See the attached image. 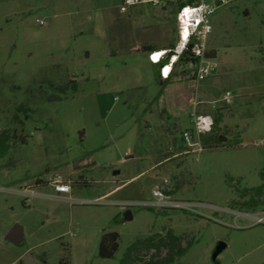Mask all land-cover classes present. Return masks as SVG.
<instances>
[{
    "label": "rangeland",
    "instance_id": "374dc122",
    "mask_svg": "<svg viewBox=\"0 0 264 264\" xmlns=\"http://www.w3.org/2000/svg\"><path fill=\"white\" fill-rule=\"evenodd\" d=\"M120 5L0 0V264H119L133 242L168 231L190 244L175 264H264V225L242 216L264 211V0L213 15L216 72L196 84L180 64L161 96L146 56L173 39L176 7ZM194 114L215 121L205 149L173 157ZM58 176L73 201L53 197ZM165 179L192 211L139 204ZM23 186L38 195L18 194ZM15 225L21 245L5 239ZM107 232L120 236L112 259L99 257ZM166 253L140 249L128 264Z\"/></svg>",
    "mask_w": 264,
    "mask_h": 264
},
{
    "label": "built area",
    "instance_id": "2783aa9c",
    "mask_svg": "<svg viewBox=\"0 0 264 264\" xmlns=\"http://www.w3.org/2000/svg\"><path fill=\"white\" fill-rule=\"evenodd\" d=\"M236 0H121L120 12L126 13L131 8L138 6H153L164 7L172 5L176 7V27L178 31V42L174 48L165 51L152 52L149 55L151 62L161 65V78L168 79L172 75L173 65L177 63L179 56L186 50H190L192 58L195 60L193 64V71L190 79L196 84H200L204 80L212 76L217 70L216 62L208 56L209 40L213 32V25L211 18L221 8L231 5ZM41 26H45L46 22L38 20ZM160 53L158 58L155 55ZM171 55L169 56V54ZM170 65L168 71H165ZM230 94L227 93L226 100L230 101ZM214 118L209 114H194L192 117L193 129L186 130L182 134L185 142L183 153L187 154L190 149L192 151H203L205 149L203 138L209 134L214 127ZM258 145L264 147V140ZM49 186L54 190V198L73 201L71 197L72 184L70 181L64 180L61 176L56 179L49 180ZM168 181L165 179L160 186H156L152 190L153 199L139 203L142 206L155 208L159 210L177 209L192 211V204L174 200L171 197V190L167 187ZM17 193L33 198L38 195L35 190L27 186H23L17 190ZM137 205L136 203L122 204L121 207L125 209L127 206ZM244 218L249 220L252 225H264V211L255 213H244Z\"/></svg>",
    "mask_w": 264,
    "mask_h": 264
},
{
    "label": "trees",
    "instance_id": "16d2710c",
    "mask_svg": "<svg viewBox=\"0 0 264 264\" xmlns=\"http://www.w3.org/2000/svg\"><path fill=\"white\" fill-rule=\"evenodd\" d=\"M190 49V48H189ZM186 50L181 56H179L176 66L180 64L189 65L193 68V64L195 60L192 58L190 50ZM171 53L169 54V56ZM167 59H165L161 65L165 64ZM158 78V76H156ZM169 82L167 83H160L162 88L164 89ZM61 91L65 90V87L59 88ZM163 90L160 92L162 95ZM159 96L157 99H159ZM0 139L6 140V136L0 135ZM261 187L257 188V191H261ZM256 203V202H254ZM119 240L120 236L116 232H107L104 233L101 237L100 245H99V257L102 259H112L115 257L118 249H119ZM190 244L187 246H183L181 238L172 231H168L165 236L161 235H152L145 239H138L133 242L127 252L125 253L122 260L119 264H128L137 254L140 249H156L157 252L161 253L162 250L165 248L167 253L164 258L150 262L149 264H175L179 259H181L188 251Z\"/></svg>",
    "mask_w": 264,
    "mask_h": 264
},
{
    "label": "crops",
    "instance_id": "0c3cea01",
    "mask_svg": "<svg viewBox=\"0 0 264 264\" xmlns=\"http://www.w3.org/2000/svg\"><path fill=\"white\" fill-rule=\"evenodd\" d=\"M64 1H67V0H64ZM121 1V0H120ZM51 4H53V1H50L49 3H45V5H42V8L44 7H47V6H50ZM127 13V12H126ZM175 21L173 22V34H174V36H173V39L171 40V42L169 43V45L166 47V46H162V45H153L152 47H150V50H151V52L149 53V55L152 53V52H159V51H165V50H170V49H172V48H174L175 47V45L177 44V42H178V39H179V36H178V31H177V27H176V13H175ZM47 26H48V23H47ZM210 40H211V38H210ZM210 40H209V48H210ZM134 49H135V51H139L140 50V47L139 46H136V47H134ZM146 59H147V62L151 65V67L153 68V70H154V72H155V76H158V81H159V83H167V82H169V84H174V83H172V82H175V81H172L171 79L172 78H179L178 76H179V72L177 71V66H176V64H174L173 65V70H172V75L170 76V78H168V79H162L161 78V67H162V65H159V64H156V63H153V62H151L150 61V59H149V56L147 55L146 56ZM167 63L169 64V60L167 61ZM167 68H170V65H168L167 66ZM167 68H166V70H167ZM168 84V85H169ZM167 85V86H168ZM165 87L164 89H163V91L165 92H167L168 90V87ZM181 148V147H180ZM184 148H185V146H184V144L182 145V148L180 149V152L179 153H174V155H173V157H178V156H180V155H183L184 153H183V151H184ZM159 155H162V156H164L163 158L164 159H162V161H161V163L162 162H165L166 160H167V158H165V156H166V152H159ZM160 162L159 163H156L154 166H157V165H159V164H161ZM119 187H117V188H115V189H113V190H111L110 192H108L107 194L109 195V194H112V193H114L117 189H118Z\"/></svg>",
    "mask_w": 264,
    "mask_h": 264
},
{
    "label": "water",
    "instance_id": "95a60500",
    "mask_svg": "<svg viewBox=\"0 0 264 264\" xmlns=\"http://www.w3.org/2000/svg\"><path fill=\"white\" fill-rule=\"evenodd\" d=\"M133 218L131 210H125L124 212V220H131ZM5 239L13 244L21 245L25 241V237L23 234L22 227L19 225H15L5 236ZM225 248L223 243H219L214 252H213V259L215 260L218 254Z\"/></svg>",
    "mask_w": 264,
    "mask_h": 264
},
{
    "label": "bare ground",
    "instance_id": "6f19581e",
    "mask_svg": "<svg viewBox=\"0 0 264 264\" xmlns=\"http://www.w3.org/2000/svg\"><path fill=\"white\" fill-rule=\"evenodd\" d=\"M159 55H160V53H157V54L155 55V58H158ZM168 70H169V68H167V70H165V71H168Z\"/></svg>",
    "mask_w": 264,
    "mask_h": 264
}]
</instances>
